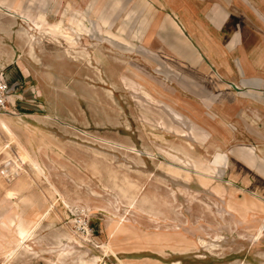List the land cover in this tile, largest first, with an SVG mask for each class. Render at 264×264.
<instances>
[{
	"label": "rangeland",
	"instance_id": "374dc122",
	"mask_svg": "<svg viewBox=\"0 0 264 264\" xmlns=\"http://www.w3.org/2000/svg\"><path fill=\"white\" fill-rule=\"evenodd\" d=\"M78 1L31 6L73 42L0 14V69L30 96L12 104L11 91L0 112V178L28 180L7 197L0 186V264H264V120L242 104L253 96L205 3L184 29L202 55L192 64L164 13L141 26L140 0L109 19L90 6L109 0Z\"/></svg>",
	"mask_w": 264,
	"mask_h": 264
},
{
	"label": "crops",
	"instance_id": "0c3cea01",
	"mask_svg": "<svg viewBox=\"0 0 264 264\" xmlns=\"http://www.w3.org/2000/svg\"><path fill=\"white\" fill-rule=\"evenodd\" d=\"M36 0H0V14L9 16V18L17 19L25 23L28 28L34 32L41 30L43 26H49L52 32H63L66 40L73 42L74 35L66 30V27L55 19L53 24H48L45 19L43 7L39 9L38 16L31 11V6ZM46 0H41V5L45 6ZM57 4L61 0H55ZM110 4L105 10H99L95 7L94 2L90 4L92 16L95 18H110L111 11L119 5V0H109ZM201 0H140V4L145 12L141 26L148 23L153 17H158L164 13L162 27H169L177 40L173 44V49L183 58L192 64H200L202 55L198 48L191 42L185 33V28L189 33H195L194 25L197 22L195 18L196 3ZM205 3V14L209 18V22L214 25L220 33V38L226 40V46L221 47V54L236 55V65L241 74L240 84L246 90L244 93L252 95V99L243 97L242 104L249 107L252 117L258 118L257 125H263L264 120V0H202ZM67 7L73 11L75 5H79L78 0H63ZM214 8V12L211 9ZM88 10V8H87ZM166 11V12H164ZM74 12V11H73ZM213 12V13H212ZM75 14V13H74ZM83 15H77L75 20L74 34L79 31L80 20L84 19ZM10 18V20H12ZM39 19V22L37 20ZM72 19V20H73ZM9 22V19H6ZM73 20V21H74ZM0 21V26H2ZM32 24V27L29 24ZM37 23V24H36ZM37 25V26H36ZM37 28H36V27ZM60 29V30H59ZM31 30V31H32ZM143 29L139 27L131 36L132 38H140ZM3 38L2 36H0ZM31 39V40H30ZM206 39V36H205ZM33 36L29 35V46L32 47ZM31 44V45H30ZM25 49V46H24ZM13 52V49H12ZM26 54V53H25ZM14 55V53H13ZM16 55H22L17 54ZM19 60V59H17ZM10 62L7 65L19 67V61ZM9 80V79H8ZM10 82V80H9ZM13 87V102H20L29 98L28 87L21 82L11 81ZM17 85H19L17 87ZM11 95V94H10ZM9 95V96H10ZM261 155L264 148H259Z\"/></svg>",
	"mask_w": 264,
	"mask_h": 264
},
{
	"label": "bare ground",
	"instance_id": "6f19581e",
	"mask_svg": "<svg viewBox=\"0 0 264 264\" xmlns=\"http://www.w3.org/2000/svg\"><path fill=\"white\" fill-rule=\"evenodd\" d=\"M37 24V23H36ZM37 26V25H36ZM35 26V27H36ZM37 28V27H36ZM31 40V39H30ZM31 45V44H30ZM11 97H13V96H11ZM11 97H9L8 96V98L10 99ZM1 121V120H0ZM7 136H9L10 138H14V140L15 141H17V142H22L23 143V141H21V139L17 136V135H15V134H13V132H11V135H9V134H7ZM40 147H41V145H39ZM39 146H37V150H38V148H40ZM36 150V151H37ZM28 152H29V154H31V155H33L34 154V151L32 150V149H29L28 150ZM17 157H12V165H14L13 167H16L17 165H18V161H17V159H16ZM246 160V159H245ZM249 160V159H248ZM246 162H248L249 163V161H246ZM251 163V162H250ZM250 166V165H249ZM17 179V180H16ZM16 179H14V180H12L11 181V184H9V185H4L3 184V180L0 178V186L2 187V190H3V193L5 194V196L7 197V191H14V192H16L17 194H20L25 188H26V186L28 185V180L26 179V176L23 174L22 176H17L16 177ZM257 191V190H256ZM49 194H51L50 192H49ZM137 194V193H136ZM50 197H52V196H50ZM27 203H28V205H29V207H33V206H35L32 202H30L29 200H27ZM48 208V207H47ZM48 211V210H47ZM44 212H46V211H44ZM35 225V222H33L32 224H31V226L29 227V232L31 231V229H32V227Z\"/></svg>",
	"mask_w": 264,
	"mask_h": 264
},
{
	"label": "built area",
	"instance_id": "2783aa9c",
	"mask_svg": "<svg viewBox=\"0 0 264 264\" xmlns=\"http://www.w3.org/2000/svg\"><path fill=\"white\" fill-rule=\"evenodd\" d=\"M13 87L14 85L9 83L8 78L6 77L2 69H0V112L6 111L8 105V96L13 90ZM75 225L81 233L87 234L89 232H92L89 223H87V221L81 215L76 216Z\"/></svg>",
	"mask_w": 264,
	"mask_h": 264
}]
</instances>
